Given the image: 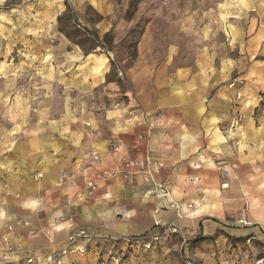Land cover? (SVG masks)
I'll list each match as a JSON object with an SVG mask.
<instances>
[{
	"label": "crops",
	"instance_id": "1",
	"mask_svg": "<svg viewBox=\"0 0 264 264\" xmlns=\"http://www.w3.org/2000/svg\"><path fill=\"white\" fill-rule=\"evenodd\" d=\"M20 2L0 14L1 262L26 264L27 251L45 258L86 231L92 240L74 245L88 246V254L70 256L66 264H103L100 254L115 248L109 238L145 234L156 221H175L178 211L163 208L169 202L180 206L178 224L187 232L207 239L219 233L217 247L226 259L236 257L226 252L232 248L229 237L264 238L263 28L236 27L231 37L241 54L225 62L201 55L173 72L171 62L141 56L122 77L131 88L128 101L102 112L72 94L83 78L66 71L73 62L61 65V74L54 57L29 60L31 54L41 58L64 49L58 41L59 0ZM12 52L20 53L13 62ZM108 70V62H98L96 80L84 82L83 91L101 83ZM234 81L236 88H230ZM134 107L151 115L146 124L130 121ZM140 134L146 135L141 142ZM146 158L162 164L155 179L169 185L167 198L154 192L144 172L130 180L97 181L89 194L88 180L123 160ZM246 204L255 226L235 229L232 219ZM214 256L215 251L213 261Z\"/></svg>",
	"mask_w": 264,
	"mask_h": 264
},
{
	"label": "rangeland",
	"instance_id": "2",
	"mask_svg": "<svg viewBox=\"0 0 264 264\" xmlns=\"http://www.w3.org/2000/svg\"><path fill=\"white\" fill-rule=\"evenodd\" d=\"M59 2L58 41L60 45L64 44V49L54 52V56L51 51L43 52L45 55L41 58L31 54L29 60L51 62L54 57L52 62H59L61 74L65 68L61 65L73 62L74 67H66V71L74 69L77 75L83 78L82 81L76 82L77 88L72 94L75 92L74 97L81 103L90 104L93 108L101 107L102 112L106 109H117L128 101L131 88L119 74H124L141 56L148 57L149 62H159L161 65L171 62L173 72L190 66L201 55L215 62H225L240 57L241 51L237 47V41H234V36L233 39L231 37L238 27L250 28L254 25L258 29H264V0ZM19 5H22L20 0H0V14ZM19 54L12 52L11 62L17 59ZM3 60L5 61L4 53L0 51V62ZM98 62H108L109 70L101 83L93 86L90 92H85L83 83L92 85L96 80L93 74ZM219 237L217 233L207 239L195 230L188 231L185 236L171 235L150 250L126 251L122 264L127 260H133L132 264H223L227 257L224 258L223 251L218 250ZM229 240L232 242V248L226 250L227 253L249 256L242 264H254V258L264 254L262 239L251 245H248L246 240L235 241L230 237ZM210 242L213 249L206 248ZM213 251L214 261L210 257ZM151 252L153 253L149 254ZM148 256L149 258L144 260ZM135 257L140 258V261L135 260ZM99 258L104 264L103 258ZM0 264L5 262L0 261Z\"/></svg>",
	"mask_w": 264,
	"mask_h": 264
},
{
	"label": "built area",
	"instance_id": "3",
	"mask_svg": "<svg viewBox=\"0 0 264 264\" xmlns=\"http://www.w3.org/2000/svg\"><path fill=\"white\" fill-rule=\"evenodd\" d=\"M119 76L122 78L123 74L120 73ZM236 86L237 84L234 81L233 83H231L230 88H236ZM237 98H241L240 92L237 93ZM150 118L151 115L142 112L139 107H134L130 111V121L137 123L138 126L146 124V121ZM145 137V134H140L138 136L139 142L143 141ZM112 147L113 151L118 150V146L113 145ZM217 166L224 167L226 169V165L224 162H219ZM161 167L162 164L158 161L147 158L138 160H123L121 166H119L115 170L105 171L101 174H98L96 181L88 180L87 187L89 190V194L92 195L93 191L97 188L98 182L101 180L109 178L114 179L117 176H122L125 180H130L134 175L140 172H144L147 176L146 180L154 183V192L157 193L161 198H167L170 194L169 185L166 183H159L155 179ZM225 172L227 173V170ZM225 186L226 185H224L223 187ZM163 208L166 211L169 209L177 210V219L169 224H163L161 221H156L154 228L145 234L136 236H123L120 238H109L110 241L114 244L115 248L106 255L100 254V256L103 258L104 264H122V261L126 255V251L131 252L137 250H150L154 245L161 243L166 238L168 239V237L171 235H187L188 232L181 228V226L178 224V221L183 217L182 213L180 212V206L175 204L174 202H169L167 205H164ZM246 210L247 204L244 206L243 210H241L237 218L233 219V223L236 226L241 228H249L255 226L248 221ZM259 239L264 240V238H258L256 235H251L247 240V244L251 245ZM77 240H83L88 243L92 240V236L86 231H80L71 238L69 247L57 251H52L45 258L40 257L34 251H27L25 253L24 261L26 264H66V260L68 257L74 255H86L89 252L88 246L74 245ZM247 259H249V256L247 254L236 256L235 258L225 260L223 264H242L243 262L247 261ZM253 262L254 264H264V254L255 257Z\"/></svg>",
	"mask_w": 264,
	"mask_h": 264
}]
</instances>
